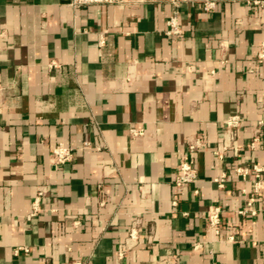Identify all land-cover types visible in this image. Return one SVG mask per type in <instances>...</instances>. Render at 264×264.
<instances>
[{
    "label": "crops",
    "instance_id": "crops-1",
    "mask_svg": "<svg viewBox=\"0 0 264 264\" xmlns=\"http://www.w3.org/2000/svg\"><path fill=\"white\" fill-rule=\"evenodd\" d=\"M174 11L182 34L168 36ZM262 42L264 10L246 0L211 12L202 0H0V264H264V200L238 213L254 176L234 171L258 165L264 180ZM232 115L241 126L218 158ZM194 136L197 178L178 194ZM59 143L73 149L64 165L50 160ZM211 206L219 235L206 229ZM136 218L138 243L119 259Z\"/></svg>",
    "mask_w": 264,
    "mask_h": 264
},
{
    "label": "built area",
    "instance_id": "built-area-1",
    "mask_svg": "<svg viewBox=\"0 0 264 264\" xmlns=\"http://www.w3.org/2000/svg\"><path fill=\"white\" fill-rule=\"evenodd\" d=\"M67 5L77 8L86 5H122L126 0H60ZM221 0H202V9L205 12L213 11L217 4ZM248 4L258 7L260 10H264V0H246ZM165 34L168 36H177L182 34V26L177 11H174L166 21ZM102 42V41H101ZM100 42V43H101ZM257 61H264V42L261 43L259 51L257 53ZM225 126L223 132L219 136L217 146L214 149V153L218 158L223 156V153L231 148L232 140L234 139L237 130L241 126V120L238 116L232 115L227 117L225 120ZM131 132L134 134H139L140 131L137 129H131ZM258 140V137H254L251 146L255 145V142ZM205 148V142L200 136H194L187 142V149L180 158L177 167L176 175L174 179V187L176 193L180 194L186 187L191 183H194L197 178V169L193 165L190 156L196 151L203 150ZM73 159V149L69 146L59 143L52 148L50 154V160L56 165H64L65 163L70 162ZM235 173L245 177L248 173H251L254 176L253 181V191L251 196L247 199L246 207L240 209L238 213L245 214L246 211H250L251 214H255V210H252V205L254 201L260 197L264 200V180L261 178L262 167L258 165H253L251 168L244 166H237L234 169ZM225 180V175H222L219 179H215L219 187H223ZM262 191V192H261ZM48 188L46 184L38 185L36 193L31 201V208L26 216V220L31 221L36 218L41 211V201L46 197ZM175 203V201H173ZM103 205V202L100 203ZM206 229L208 232H211L215 235H219L222 228V209L220 206H211L206 211ZM78 223V221H76ZM140 227L141 221L139 218H136L132 221L130 229L120 243L118 247L117 257L119 259L124 258L127 251L133 249L139 240L140 236ZM232 239V237H230ZM195 248L198 245H194ZM23 250L28 252L26 246L18 247L14 250V255H18L19 251ZM70 264H89L82 261H74Z\"/></svg>",
    "mask_w": 264,
    "mask_h": 264
}]
</instances>
